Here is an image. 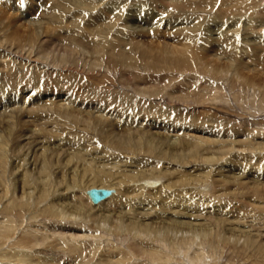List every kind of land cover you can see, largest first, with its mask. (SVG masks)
I'll list each match as a JSON object with an SVG mask.
<instances>
[{
  "label": "rangeland",
  "instance_id": "1",
  "mask_svg": "<svg viewBox=\"0 0 264 264\" xmlns=\"http://www.w3.org/2000/svg\"><path fill=\"white\" fill-rule=\"evenodd\" d=\"M123 2L125 6H119L116 10L117 13H115L116 29L120 25L118 23H122L125 19L131 22L129 21L131 15H127V12H132L138 8L142 10L140 12L141 15H145L146 19H151L156 23L158 32L159 28L161 30L162 26L168 21L173 22V24H178L179 21L180 23H186L190 26L189 30L186 29L185 31L186 37L188 38V44L186 45H189L186 52H189V55L193 58L199 56L197 52L201 46L204 47L205 44L207 48L211 46L208 39L211 33V27L216 24V21L223 20V18L230 19L232 23L235 21L244 22L247 19L253 22L256 19L257 22L251 24L252 26L250 25L249 28V32L253 31L255 33L249 38L254 36L253 38L255 40L257 38V41L260 42V46L262 48L264 47V28L256 26V24H264V0H110V3L115 6ZM222 10H224V13ZM127 16L129 17L127 18ZM135 16H137V21L140 22L141 18L137 11ZM250 18L253 20H250ZM127 25L130 26L131 24L127 23ZM240 27L242 26L236 25L231 27L230 33L234 36V39L238 38V40L244 42L248 37H242L243 29H240ZM126 30L128 33L130 32L127 27L124 29V32ZM151 34L147 35L146 32H134L132 36L137 42L148 47L150 45H157L158 43L165 45L166 42H170L167 41V39H171L169 37L170 34L165 35V37L162 32L161 34L157 33V35ZM107 39L109 41L113 40V38ZM59 45L55 44L52 46L53 48L51 46L48 47L47 52L49 55L45 57V60H41V56L38 57L37 54L33 53L29 62L24 67L15 64L16 68L11 70V73L19 72L21 74L20 77L22 76L20 78L22 79L21 82L23 83L18 85L20 90L18 89V92H15L19 95L15 94L9 87L6 91L7 94L0 95V100L2 97L7 98L4 102L0 103V122H2L1 118L5 116L4 113L6 114L10 110L27 112L30 107L39 109L36 106L34 107L28 104L35 94H44L46 96L43 99L44 101L50 97L52 107L54 108V112L50 118L55 119V121L48 119L50 123L48 127L49 136L51 135L52 138L50 136L51 140L49 145L42 143L41 146L43 148L46 146L48 148L47 150L51 151L53 149L52 151L55 152V155L53 154L52 156V159L54 158L52 160L53 168L51 167L52 170L49 172L52 182H57L59 191H64L63 186L64 184H67L66 186L69 185V178L71 176H68L67 168L61 170L63 168L62 157L65 151L63 153L59 152L56 148L58 146L56 143L58 140H62L64 145H68L69 140L76 141L79 140V137L81 140L86 141L84 146H88L87 148L89 149L83 152L86 158H84L85 160L82 165L88 168L90 167L89 169L96 171L99 176H102L105 181V187L98 182L99 180L95 181L93 179L91 181L95 182H90L91 175L94 178V174L90 173L87 178L84 177V180L80 181L81 183L77 189H67L64 193H55L58 196L50 194L42 203L37 204L36 208L45 210L50 205L51 200L58 198L62 194L61 198L66 197L67 199V196L76 193L83 200L84 197L85 199L87 198L85 195L86 190L98 189L100 186L104 187L102 189H109L108 185L114 183L112 181L113 175L117 172H128L133 170L132 168L136 172L137 168L143 170L145 163H140L139 167L137 166V161L145 160L147 163H158L157 170L161 169L160 171H167V168L173 169L174 167L182 172L184 170L192 171L188 176L191 180L185 186H181V189L178 186L177 188H172V190L164 189L165 191L167 190L166 192L163 191L165 197H169L174 192L175 194L173 193V196L170 198L174 200L177 197V201L175 200L173 202V206L176 209L164 210L162 217L169 219V217L173 216L174 219L178 218L176 219L178 221L189 222L186 221L189 216L193 219V221L191 220L192 224H196L197 226V228L193 226L194 228L199 230L205 228L208 233L205 234L202 232L200 234L198 232V236L196 237L188 235L186 236L187 238H184L188 240L187 242L180 240L182 236L165 242L151 237L153 236L151 235L152 233L149 236L148 234L139 235L136 231L134 233L127 231V225L124 226V229L119 227L116 230H104L105 233H103L101 230L102 226H96L94 221H99L98 219L100 217L107 216L109 213L111 215L115 203L111 202L109 204H103L104 206H93L87 202L89 206H86V208L88 207L87 210L89 213L86 215L89 218L87 220V217L83 215L82 220H79L80 222L78 221L77 223L72 221L70 217L69 220L59 222L55 217L49 216L47 211V213L44 211L43 213L37 214V219L39 220L37 222H34L36 218L29 219L25 217L26 219L22 220L21 226L23 227L18 225L20 221H13V225L20 228H17V231L15 230L14 235L11 234L13 239L10 244L12 242L13 244H17V240H19L18 235H21L20 231L23 229L24 232L26 231L24 235L33 244L30 247L31 252H27L25 248H22V241L20 240L21 245L17 246L21 247L26 253H33L37 250L40 257L54 258L57 264H92L93 262H97L100 256L109 255L110 252L108 249L112 247L114 249L122 248V253L127 256V261L122 262V264H264V105L263 107L260 106L261 101L258 90L253 92L256 87L252 90L244 87L243 84L233 86L229 81L224 79L225 76L222 78L210 76L205 72V68L196 61L197 59H195L197 65H194L190 56H187V59H185L186 64L181 63V67L175 71L172 65L170 67V64L168 65L165 61L156 60L151 64L149 58V61L147 58H138V60L135 55L131 54V57L128 55L130 63L127 64L130 67L121 69L119 65L112 67L108 64L105 53L95 62L88 58L85 53H82V51L74 52L75 50L72 48L73 52L68 53L69 59L67 60L66 50H64V47L61 49ZM3 49L9 50L8 45L4 46ZM78 49L83 50L80 47ZM11 50L12 48L10 49V53H12L10 57L14 60V55L17 54L23 55L24 58L27 57V47L23 48L22 53L18 50L14 52ZM52 53L55 58L59 57V59L66 60L67 65L58 66L53 64L51 58ZM111 53L107 52V55H111ZM116 54L118 55V51L114 53V56ZM152 65L154 66L152 67ZM158 65L160 68H163L160 69ZM23 76L41 79L40 84L44 82L43 79H46L47 86L44 88L38 85L32 91L26 92L23 89L21 91V85H25L24 83H26V79ZM73 86L74 88L72 89ZM60 87H62L63 91L59 92ZM76 87H79V89L77 90ZM65 88H67L66 91ZM76 98L79 99H77L76 105H83L84 108L89 106L91 108L89 115L78 113L82 122L79 124L70 122L64 116V111L69 110V103L73 102ZM7 104L9 105L7 106ZM86 121H90L91 124L86 125ZM27 130L35 133L37 131L35 127H28ZM127 130L129 135L131 137L133 136V141L138 140L140 137V144L136 142L137 144H132L136 146L131 148L129 147L130 145H127L128 143H124L123 145H115L114 142L112 143L113 140H122L123 137L126 138L128 135ZM175 138L176 141H174ZM186 140H191L195 144L197 143L202 149L194 151L196 154L192 153L193 158L185 157V160H179L173 154L182 155L181 153H183L186 156L189 155L188 149L190 145L186 143ZM213 142L215 143L214 145ZM148 143L151 145V150L149 146V148L147 147ZM24 145H26V142H23V147ZM166 145L171 150H168ZM187 146L189 147L188 149ZM66 148L65 146L62 150H66ZM23 149L21 148L20 151L18 150V152L14 153L11 149H6L8 152L7 155L9 154L6 160L7 169L12 166L14 167L20 156L25 154L24 152L23 155H20L24 151ZM166 149L167 152H165ZM31 150L29 149V151ZM134 150L136 151L134 152ZM29 155L26 157V164L30 163L31 156L29 157ZM212 156L214 157L212 158ZM204 158L206 161H204ZM234 172L238 174H234ZM60 173L65 174L64 180L67 179L63 183V175ZM201 174H204V177L202 176L201 178ZM229 174L234 176L231 178ZM224 175L230 180L224 177ZM0 177L1 209L3 204H5V200L2 198V192L4 191V185L7 186V184L2 172H0ZM170 178L176 181V176ZM195 179L202 180V183L196 182ZM3 182H5L4 185ZM84 182L89 183L86 184ZM96 182L97 184H95ZM163 182H167V180H163L162 178L160 183L163 184ZM252 183H257L261 196L257 193L252 195L247 191V188ZM154 186L158 187V184L151 186L149 189H154ZM78 188L80 190L86 189L85 191L81 190V192L84 191L83 195L81 193L79 194ZM26 192H28V189ZM232 193L233 195H231ZM182 201L181 209L176 207L178 205L177 203H181ZM55 202L57 205L60 203L58 201ZM147 203L153 205L156 202ZM34 205L35 202L32 204L35 208ZM154 206H156L155 210L158 211L159 206ZM114 214L112 215L113 217H115ZM124 219H126L125 216ZM126 220L125 223L127 224L130 219ZM142 220L144 219L142 218ZM220 221L221 223L217 224L219 226L218 228L216 223ZM0 223H4L3 220H0ZM4 225L6 227L13 226L10 221ZM189 238L191 239L189 240ZM3 245L0 246V255H5L2 254L3 251L10 246L4 243ZM259 245L262 247H259Z\"/></svg>",
  "mask_w": 264,
  "mask_h": 264
},
{
  "label": "bare ground",
  "instance_id": "2",
  "mask_svg": "<svg viewBox=\"0 0 264 264\" xmlns=\"http://www.w3.org/2000/svg\"><path fill=\"white\" fill-rule=\"evenodd\" d=\"M119 6H122V7L125 6L124 2L115 6V5L110 3V0H109V2H108V0H0V62H1V65H0V67H1L0 68V95L1 94L2 95L7 94L6 91H7L8 87L11 88L14 91V93L16 91L18 92V89H19L18 85L23 83V82H21L22 79H20V78H22V76L20 77L21 74L19 72H12L11 73V70H14L16 68L15 64H17L18 66L20 65V67H24L26 65V63L29 62V59L31 58V55L33 53L37 54L38 57L41 56L40 57L41 60H45L46 59L45 57H47L49 55V53L47 52V50L49 49L48 47H50V46L52 47L55 44H60L59 46L61 47V49H62V47H64V50H66L65 53L67 55V57H66L67 60L69 59L68 53L70 54V52H73L72 48L75 50L74 52L82 51V53H85L88 56V58H90L92 61L94 60L95 62L99 60L101 55L102 56L104 55L103 53H105V58H106L107 63L110 64L112 67L113 66L117 67V65H119L121 67V69L122 68L127 69L130 67V65H127V64L130 63V58H128V55L131 57V54L135 55L137 57V59L138 58L139 59H142V58L148 59L149 58L151 61V64L154 63V61H156V60L157 61L158 60L165 61V62H167L168 65L170 64V67L172 65V67L175 69V71L177 68L181 67V63L186 64L185 59H187V56L189 57L190 55H189V52H186L189 45L188 46L186 45V44H188V38L186 37L185 31H186V29L189 30V27H190L189 25H187L186 23H183V22L180 23V21H179V23L176 22L178 24H173V22L171 23L170 21H168L162 26L161 30L159 28V32H158V30L156 29V23L151 19H148V18L146 19L145 15L144 16L141 15L140 12L142 10L140 8H138L132 12L131 11L127 12V15H131L130 20H129L131 22H128V20L125 19L122 23H118L120 25H119V27L117 26L118 28L116 29V25H115L116 14L115 13H117L116 10L119 8ZM136 11L140 15V18H141V19L139 18L140 22L137 21V16H135ZM223 11L224 10H222V12ZM128 17L129 16H127V18ZM251 18H250V20H253ZM220 19H222V18H220ZM220 21H222V22H220ZM220 21H218V22L216 21V24L214 26H212V27L210 26L211 27V31H210L211 33L209 34L208 39H209V43L211 44V46L208 48H207L206 44L204 47L201 46L197 52L199 54V56H195L193 54V56H195V57L193 58L192 56H190L191 57L190 59L193 60L194 65H197V63L195 62V59H197L196 61L205 68V72L208 73L210 76H214L217 78L218 77L222 78L223 76H225L224 79L229 81L230 84H232L233 86H236V84H240V85L243 84L244 87H246L248 89H252V90L254 87H256V89L254 88L253 92H255V90L256 91L258 90V94L260 96V101H261L260 106L263 107V105H264L263 104L264 103L263 102L264 101L263 100L264 99V47L262 48L260 46L261 45L260 42L257 41V38L255 40L253 38L254 36L249 38L251 35H253L255 33L253 31L249 32L250 25L256 23L257 20L255 19V21L252 22V21H249L247 19L244 22L235 21L232 23L230 21V19L227 20V19L223 18V20H220ZM226 21H227V24H226ZM127 23H130L131 25L129 26V25H127ZM236 25L242 26V27H240V29H243L242 37H248V39H245L244 42L238 40V38L234 39L233 38L234 36L230 33L231 32L230 28L234 27ZM131 26H133V27H131ZM157 26H159V25H157ZM256 26L264 28V24H260V25L256 24ZM126 27L129 28L130 34L128 33L127 30H126V32H124V29H126ZM134 32H137V33H142V32L145 33L146 32L147 35H150L151 33H152L151 35H157V33L161 34V32H162L164 34V37H165V35L170 34L169 37H171V39L168 37L169 40L167 39V41H170V42L169 43L166 42L165 45H160L158 43L157 45H150L148 47L147 45L143 46L144 44L137 42L136 39H133L134 37L132 35ZM162 35H160V36H162ZM107 38H113V40L109 41ZM7 45H8L9 50H4L3 47L7 46ZM10 46L12 48V50H11L12 52L18 50L21 53L23 52V48L27 47V49H28L26 52L27 57L24 58L23 55L21 56L19 54H17V55L13 54L15 56V60H14L13 58L10 57V55L12 54V53H10V49H11ZM77 46L82 48L83 50L78 49ZM125 47H127V48H125ZM204 49H205V51H204ZM116 51H118V55L116 54L114 56V53H116ZM107 52H109V53L112 52V53H111V55H107ZM127 53H129V54H127ZM51 55H52L51 58L53 60V64H56L58 66L59 65H64V66L67 65L66 60L61 59V58L59 59V57L55 58L53 56V53ZM199 57H201V59H199ZM149 59H148V61H149ZM132 60H134V58H132ZM16 61H17V63H16ZM161 64H163V63H161ZM153 66L154 65H152V67ZM158 67H159V65H158ZM161 68H163V67H161ZM156 70H157V68H156ZM162 70H161V72H162ZM3 73H4V75H3ZM6 76H8V78H6ZM23 77L26 79V83H24L25 85H21L22 86L21 91H22V89L24 91L26 90V92L32 91V90H34V87H36L38 85H41L44 88L47 86L46 85V79H43L44 84L43 83L40 84L41 79L27 77V76H23ZM42 77H43V75H42ZM5 78H6V80H5ZM51 85L53 86V84H51ZM73 88H74V86L72 87V89ZM66 89L67 88H65V91H66ZM76 89L78 90L79 87H76ZM60 91H63L62 87H60L59 92ZM88 92L90 93L89 89H88ZM91 93H92V91H91ZM15 94H18V93H15ZM45 97L46 96L44 94L41 95V94L37 93L28 102L29 105H32L34 107L36 106V108L38 107L39 109H33L30 107V108H28L27 112L10 110L7 113L5 111L6 114L4 113V115L6 117L3 116L5 118H3V117H2L3 119L1 118L2 122H0V172H2V175L5 177V181H6L7 186H5L4 185L5 182H3L4 191L2 192L3 197L2 196L1 197L4 198L5 204H3L2 208L0 209V216H1L0 220H3V222H4V223H0V246H2L3 243L10 245V246L5 251H3L2 254H5V255H0V264H57V261L54 258H45L44 256L40 257L37 250H35L33 253H26L23 250L25 248L27 252H31L30 247L33 245L32 242L29 240V238L26 235H24V234H26L25 233L26 231L24 232L23 229H21V231H20L21 235H18L19 240L22 241V248L23 249L21 247L17 246V245H21L19 240H17V244H15V243L13 244V242H12V244H10L12 239H13L12 235L15 234V230L17 231L18 230L17 228L23 227V226H21L23 219L36 218V220L34 222H37V220H38L37 214L43 213L44 211L45 212L47 211L49 213V216L55 217L59 222L62 220H64V221L69 220V217H70V219L72 221H75L77 223L79 220H82V218L84 217L83 215H85L87 217L86 219L88 220L89 216H87L86 214H88L89 212L87 210L88 207L86 208V206H89L87 204V202L90 203V201L88 200V198L85 199V197L82 200V198L80 196H77L76 193L75 194L73 193L75 191L71 192L73 194L71 196L70 195L67 196V199H66V197L61 198L63 195L62 194V195H59L58 198L51 200L50 205H48V207L45 210L44 209H38L36 207H37V204L42 203L45 200V198L50 194L51 195H53L55 193L58 194V192L64 193L65 190H67V189H69V190H74L75 188L77 189V187L81 183L80 181L84 180L83 179L84 177L87 178V176H89L90 173L94 174V178L91 175L90 182H92L91 180H93V179L95 181L99 180L98 182L105 187V185H104L105 181L103 180L102 176H99V174L96 171L89 169L90 167L88 168V167H85L82 165V163H84V160H85L84 158H86V156L83 154V152L85 150H89V149L87 148L88 146L87 147L84 146V143H86V141L81 140V138H79V137H78L79 140H76V141L68 139L69 140L67 143L68 145H64L62 140L61 141L58 140V142L56 143V144H58V146H56V148L59 152L63 153L65 151V154L62 157L64 161L62 160L63 168L61 170H63V169L65 170V168H67L66 170H68V176L69 175H71V176H70V178L68 177L69 181H70L68 183L69 185L66 186L67 184H64V186H63L64 191H61V190L59 191V187L57 186L58 183L52 182V180H51L52 178L50 177L49 172L52 170L51 169L52 160L54 159V158L52 159V156H53V154L55 155V152L52 151L53 149L51 151L47 150L48 148L46 146H45V148H43L41 146V144L45 143L46 145L47 144L49 145V142L51 140L50 139L51 135L49 136L48 127H49L50 123H49L48 119L54 120V121H55V119L50 118L51 114H53V112H54L53 111L54 108L52 107L51 98L49 97V99L44 101L43 99ZM55 98H58V97H55ZM5 99H7V98L2 97V99L0 100V103L4 102ZM77 99L78 98H76L73 102L69 103L70 104L69 108H68L69 110H66V112L64 111V116H66L70 122L79 124L82 122H81L80 115L78 113L89 115L91 113V110H90L91 108H89V106L84 108L83 105H81V106L76 105V102L79 100V99L78 100ZM94 99H96V98L94 97ZM97 100H98V98H97ZM53 101H55V100H53ZM82 101H84V100H82ZM14 102H16V101H14ZM9 104H7V106ZM65 106H66V104H65ZM46 114H47V116L45 117ZM2 115H3V112H2ZM45 122H47V123H45ZM86 122H87L86 125H89L90 121H86ZM55 123H57V122H55ZM28 127H35V129L37 130L36 131L37 134L35 132H31V131L27 130ZM125 134H126V132H125ZM127 134L128 135L126 138L123 137L122 140H113L112 143L114 142L115 145H123L124 143H126V144L128 143L127 145H130L129 147H131V148L136 146V145L135 146L132 145V144H135L136 142H138V144H140L139 143L140 137L138 138V140L133 141V139H132L133 136L131 137V135H129L128 130H127ZM179 136H181V135H179ZM51 138H52V136H51ZM183 138H184V136H183ZM174 141H176V138ZM23 142L24 143L26 142V145H24V147H23ZM160 142H161V140H160ZM177 142L179 143V141H177ZM214 142H213V145L215 144ZM21 143H22V145H21ZM162 143H163V141H162ZM183 143H185V142H183ZM186 143L189 144L190 148H191L190 149L187 146V149L189 148L188 149L189 151L187 150L189 152V155L186 156L185 154L180 152L182 155L173 154V156H175L176 158L178 157L179 160L180 159L185 160V157L193 158L192 153H195L194 151L202 149L201 146H199L197 143L195 144L191 140H186ZM209 144H211V142H209ZM65 146L67 147L66 150H62L65 148ZM148 146L150 147V150H151V145H149V143H148L147 147ZM166 147H167V145H166ZM21 148L22 149L24 148L23 149L24 151L20 155H23L25 152V154L23 155L25 157H23V156H20V158L18 157L19 159L17 160L15 165L13 164L15 168L12 166L9 169H7L8 167L6 166V160H7V157L9 155V154L7 155V153H8L7 150L11 149L12 152L14 153V152H18V150L20 151ZM179 148H181V147H179ZM179 148H177V149H179ZM29 149H32V150L29 151ZM167 149L169 150L170 148L167 147ZM167 149L165 152H167ZM135 151L136 150H134V152ZM142 151H144V150H142ZM172 151H174V150H172ZM203 151L205 152V150H203ZM207 151H208V149H207ZM176 152H179V151H176ZM29 154H31V155H29ZM93 154H95V153H93ZM27 155H29V157L31 156V160L28 159V160H30V163H28V164H26ZM59 156H61V155H59ZM204 157L206 158V156H204ZM207 157H209V156H207ZM213 157L214 156H212V158ZM237 157H238V155H237ZM205 158H204V161H206V159H208V158H206V159ZM210 158H211V156H210ZM97 159H99V158H97ZM200 159H201V157H200ZM89 161H91V160H89ZM187 161H189V160H187ZM171 162H172V160H171ZM137 163H138L137 166H139L140 163H145V166H143L145 168H143V170H139L137 168V172L134 168H132L133 170H130L128 172H126V171H124L122 173L117 172L115 175H113V178H112V181H114V183L108 185L109 189H104V190L109 191L110 195L105 200H103L97 204H92L93 206H95V205H98V206L101 205L102 206L103 204H109L111 202L115 203L113 205V210H112L113 213L111 212L112 213L111 215L109 213L107 216H103L100 218L98 217L99 221H94V223H96V226L97 225L99 227H100V225L102 226L101 230L103 231V233H105L104 230H107V231L109 229H112V230L115 229L116 230L119 227L124 229V226L127 225V227H128L127 231H129V232L134 233L136 231L137 233H139V235L140 234H142V235L148 234V236L152 233L151 235H153V236H151V237H153V238L155 237L156 239L161 240V241H165V242L166 241L167 242L172 241L173 238L180 237V236L183 237V238L181 237L180 240H182L183 242H187L188 240H185L184 238L188 235H191V236L193 235L196 237V236H198V232L200 234H202V232L205 234L208 233L207 229L205 230V228L204 229L201 228L200 230L196 229L197 228L196 224H192L193 219H191V217H189V216L186 220L189 222H181L180 220L178 221V220H176L178 218L174 219L173 216L169 217V219L168 218L165 219L162 217L164 210L169 211V210L175 208L173 206V202L177 199V197L174 200H172L170 198L171 196H173L172 194L174 192L172 194L170 193L171 194L170 196L167 195L169 197H165L164 196L165 193H163V191H165L164 189L172 190V188H177V186L179 187V189H181L182 188L181 186H185L187 183H189L188 181L191 180L190 178H188V176L192 172L191 170H184V172H182L173 166L174 167L173 169L167 168L166 169L167 171H165V170L160 171L161 170L160 168H159L160 170H157L158 169L157 168L158 163H151V162L147 163V161H145V160H139V161H137ZM179 163H180V161H179ZM117 164H119V163H117ZM174 164H176V163H174ZM59 166H61V165H59ZM31 167H32V169H30ZM180 168H182V167H180ZM193 171H194V168H193ZM6 172L9 176L8 175L6 176ZM196 172H198V171H196ZM204 172H206V171L204 170ZM230 173H232V172H230ZM235 173L238 174L237 172H234V174ZM258 173H260V172H258ZM60 174L63 175L62 176V183H63V181L65 182L67 179L64 180V175H65L64 173H60ZM204 174H201V178H202V176L204 177ZM172 176H176V181L175 180L173 181V178L172 179L170 178ZM229 176L232 178V176H234V175L229 174ZM235 176L240 177L238 175H235ZM194 177H196V176H194ZM224 177H226V175H224ZM162 178H163V180H167V182H163V184L160 183ZM252 178H254V177L252 176ZM105 179H106V177H105ZM255 179L257 180V178H255ZM228 180H230V179H228ZM95 181H93V182H95ZM197 181H198V183L199 182L202 183V180L201 181L196 180V182ZM212 181H213V178H212ZM236 182H238V181H236ZM243 182H244V179H243ZM253 182H255V181H253ZM84 183L87 184L89 182H84ZM133 183H134V186H133ZM95 184H97V182ZM157 184H158V187L154 186L155 187L154 189H152V188L149 189L151 186L157 185ZM238 184H241V183H238ZM196 185H197V183H196ZM245 185H247V184H245ZM106 186H107V183H106ZM104 187L100 186L98 189H102ZM258 187L259 186L257 185V183H255V184L252 183V185L249 188H247V191L249 193H251L252 195H255L257 193L259 196H261V194L259 193L260 189ZM27 189H28V192H26ZM94 189H97V188H94ZM233 189H235V188H233ZM78 190H79V194L81 193V195H83V192L86 189L85 190L81 189V190H84L82 192H81L80 188H78ZM86 191H88V190H86ZM179 192H181V191H179ZM17 193H19V194L17 195ZM32 193H33V195H31ZM184 193H182V194H184ZM69 194H70V192H69ZM113 195H115V196H113ZM231 195H233V193ZM56 196H58V195H56ZM140 197H143V198H140ZM55 201H58L60 203L57 205V204H55L56 203ZM154 201L156 203L153 205L147 203V202L151 203ZM157 201H159L158 204H157ZM34 202H35V205H34L35 208L32 206V204ZM177 204L178 205L176 207L180 208L183 204V201L181 203H177ZM154 205L159 206L158 211L155 210L156 206H154ZM190 208H192V207L190 206ZM167 213H169V212H167ZM236 213H237V211H236ZM113 214L115 217L112 216ZM124 216L126 219H130L129 222H127V224L125 223L127 220L124 219ZM142 218L144 220H142ZM18 219H21V220H18ZM113 219H115V221H113ZM136 219H138V220H136ZM9 221L11 222L12 225H13V221H20L18 224L20 227L14 226V225H13L14 227L13 226L6 227V225H4V224L8 223ZM58 223H56V224H58ZM219 223H221V221L216 223V226H218L217 224H219ZM224 224H226V223H224ZM110 226H112V227H110ZM193 226L196 228H194ZM58 227H60V226H58ZM205 227H206V225H205ZM218 228H219V226H218ZM12 230H14V231L12 232ZM196 231H197V234H196ZM59 232H61V231H59ZM16 234H17V232H16ZM248 234H249V232H248ZM60 236H61V234H60ZM259 237H261V235H259ZM43 238H45V237H43ZM190 239L191 238H189V240ZM7 240H8V242H7ZM180 245H182V244H180ZM3 246H5V245H3ZM259 247H262V246L259 245ZM121 249L122 248H119V249L115 248L114 249L113 247L108 249L110 252L109 255L100 256L98 258V261L93 262L92 264H122V262L127 261V256L122 253ZM194 254H196V253H194ZM48 257H50V256H48ZM79 264H82V263H79ZM84 264H89V263H84Z\"/></svg>",
  "mask_w": 264,
  "mask_h": 264
},
{
  "label": "water",
  "instance_id": "3",
  "mask_svg": "<svg viewBox=\"0 0 264 264\" xmlns=\"http://www.w3.org/2000/svg\"><path fill=\"white\" fill-rule=\"evenodd\" d=\"M85 195L91 204H97L105 200L110 195V192L104 189H90L85 192Z\"/></svg>",
  "mask_w": 264,
  "mask_h": 264
}]
</instances>
